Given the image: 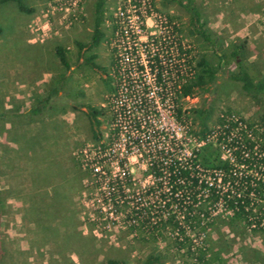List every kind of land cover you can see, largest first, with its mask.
Here are the masks:
<instances>
[{"label": "rangeland", "instance_id": "374dc122", "mask_svg": "<svg viewBox=\"0 0 264 264\" xmlns=\"http://www.w3.org/2000/svg\"><path fill=\"white\" fill-rule=\"evenodd\" d=\"M56 1L23 0L33 9L24 13L14 1L0 0V264H106L108 259L146 264L148 258L156 259L153 264H264V198L260 194L249 207L248 219L233 217L226 207L204 202L201 206L206 214L193 228L187 230L183 219H175L184 231L181 235L170 227L154 228L159 220L156 216L172 209L158 202V194L145 192L154 180L140 161L131 162L126 192L129 202L114 206L117 218L108 217L103 203L108 191L105 180L116 169L106 165L93 170L90 165L97 147H107L112 138L109 100L117 77L111 41L114 13L122 2L106 0L101 25L104 36L88 51L79 50L76 43H89L98 0H84L76 18L67 23L57 9L47 18L43 16ZM194 2L222 42L218 47L221 57L193 32L177 0H152L158 14L176 22L182 43L192 46L191 81L200 72L197 63L202 58L222 75L198 96L177 95L176 108L181 111L177 122L189 127L191 139L206 136L213 140L211 134L218 130L219 119L229 114L251 126L254 141L262 146L264 99L244 93L227 72L237 71L229 51L234 44L245 42L243 62L250 75L254 79L264 76V0ZM44 21L50 31L33 33ZM56 47L65 49L67 68L59 61ZM92 54L95 63L104 67V76L88 67L86 59ZM60 79L63 89L45 100ZM37 104L42 108L37 115L1 117L26 112ZM89 108L101 111L98 119L103 137L99 142L92 138L86 114ZM211 147L207 152L217 149L220 159L225 157L217 147ZM180 148L185 150L181 152L184 156L197 149L192 140ZM261 151L259 158L264 157V149ZM82 155H87L85 168ZM252 167L248 173H257V182L263 181L264 165ZM208 177L212 180L215 176ZM136 207L150 212V225L129 227L124 217ZM182 213L186 216V210ZM259 219L260 225L256 223Z\"/></svg>", "mask_w": 264, "mask_h": 264}, {"label": "built area", "instance_id": "2783aa9c", "mask_svg": "<svg viewBox=\"0 0 264 264\" xmlns=\"http://www.w3.org/2000/svg\"><path fill=\"white\" fill-rule=\"evenodd\" d=\"M83 1L57 0V5L53 8L49 5L43 16L47 18L57 9L63 12V18L67 23L69 18H76ZM121 2L122 5L114 13L111 41L114 51V73L117 77L115 93L109 100L112 138L107 147H97L98 151L92 159L93 164L90 165L94 166L93 170H101L106 165L116 169L105 180L108 191L105 193L103 203L109 210L106 214L110 219L117 218L118 213L114 206L129 202L126 199V192L129 189L127 178L131 175L128 167L131 162L138 163V161L141 162V167H147L144 170L154 180L152 182L154 185L145 192L148 195L158 194V202L162 203L163 207L170 203L169 207L172 209L171 213H162L156 218L165 219L169 215H175L177 219L185 217V213H182L184 210L181 212L172 202L169 191V179L177 174L178 167L189 169L190 176L196 171L199 177L205 179L208 186H215L219 194L218 205L224 206V194L228 187H231L229 181L223 183V174L219 170L199 168L202 165L196 164V159L194 160L195 150L211 144L224 153L223 161L233 164L236 148L229 142L232 139H237L236 143L240 142L243 134L247 135V139L254 141L252 130H247L245 123L231 116L227 117V120L236 123V127L230 133L227 142L218 140L220 126L211 134L213 140L207 139L206 136L203 137L204 139H191L188 133L189 127L177 122L175 101L181 85L193 78L192 46L182 43L176 22L158 14L152 5V0H121ZM47 31H50V27L44 21L33 33L40 32L44 35ZM188 136L197 149L184 156L181 152L185 150L180 146L190 141ZM243 155L251 160L252 156H261L258 154L256 144L252 151L243 152ZM86 158L87 155H82L81 166L84 168L88 166ZM151 167H158L159 175H156ZM253 168L255 167L241 165L236 172L234 171L238 176L235 181V196L238 199L248 197L250 205L256 202L258 195L254 190L259 180L256 177L257 173L255 175L248 173ZM203 171L204 173L201 174L200 172ZM101 172L104 174V170ZM210 175L215 177L211 180L208 177ZM259 182L264 183V180ZM248 187L251 190L246 194ZM231 193L233 194V189ZM177 194L175 193L174 197H177ZM204 196L206 197L207 193ZM135 201L143 204L140 198H135ZM183 203L189 205L191 200L186 197ZM192 212L191 208L189 212L186 211V215L193 216ZM135 216L153 220L146 208L139 207L132 209L124 218L128 220ZM185 228L188 230L189 225L186 224Z\"/></svg>", "mask_w": 264, "mask_h": 264}, {"label": "trees", "instance_id": "16d2710c", "mask_svg": "<svg viewBox=\"0 0 264 264\" xmlns=\"http://www.w3.org/2000/svg\"><path fill=\"white\" fill-rule=\"evenodd\" d=\"M2 1H14L17 4L18 9L24 13H32L33 9L28 8L24 5L23 0H2ZM168 1V0H167ZM180 5L184 8L185 12L188 15V23L191 25L193 32L201 39V41L209 48H211L212 52H214L217 56L221 57L218 52V47L222 44L217 34H215L208 25V20L201 13L200 9L196 6L194 0H177ZM106 0H98L95 4L94 8V20H93V32L91 35V39L87 45H83L80 43H76L79 50L86 49L88 51L94 50L99 42L102 40L104 33L101 30V25L104 22V7ZM246 43L242 42L239 44H234L229 51L228 57L234 59L237 62V71L236 72H227V77L231 78L233 81L238 82L240 84V89L246 93L247 95L253 98L264 99V76L259 79H254L248 68L245 66L243 59L245 53ZM56 55L66 68L68 67L67 59L65 55V49L62 47L55 48ZM96 55L92 54L86 59V63L88 67H90L95 72H98L100 75L104 76V67H101L95 63ZM238 58V59H237ZM197 65L201 67L200 72L195 76L192 81L181 85L179 90V95L182 97H195L201 94L202 92L207 90V86L210 83H216L221 78V73L219 69L212 67L209 65L204 58L198 61ZM63 80H57L55 82L54 88L50 91L45 100L49 101L52 97L57 96L58 93L63 89ZM40 105L32 106L28 111L19 113V114H2L1 117L6 119H16V118H27L29 116L37 115L41 111ZM177 115H181L180 109H177ZM100 110L95 108L87 109V117L90 125V131L92 134V138L94 141L99 142L102 140V133L100 131V121L99 115ZM200 113L205 115L204 110H200ZM229 114L225 117H221L219 119L220 135L218 137L219 141L224 140L227 142V138L230 133L236 127V123H233L231 120H227ZM242 121V120H241ZM243 122V121H242ZM244 123V122H243ZM247 130H252L251 126H246ZM204 128L202 129V131ZM253 132V130H252ZM204 134V132L202 133ZM246 134L242 135L241 141L237 142V139H232L229 144L236 148L234 150L235 161L233 164H230L228 161H223L219 157V152L216 149L215 152H207L208 148H212L211 145H208L204 148H201L198 152H196V161L200 163L205 169L208 170H219L220 173L223 174V183L229 181L228 190L224 194L225 207L232 212L233 217H239L242 219H248L251 215L250 200L248 197L243 199H238L235 196L236 186L235 181L237 177L235 174L236 169L241 165H247L249 168L257 164L264 165V157L259 158L252 156V160L250 158H246L243 155V152H250L254 148L256 142L247 139ZM254 133V137H255ZM257 145V144H256ZM264 144L262 146H257L258 154L262 152L264 148ZM215 153V158H213ZM151 170L155 172L156 175H159L158 167H151ZM235 171V172H234ZM190 171L187 168L178 167V172L176 175H172L169 179V191L171 192L172 202L176 205L178 210L181 212L186 210L189 212L192 208L193 216L186 215L183 220L189 225V228L193 225H198L200 223L201 215H205L206 211L202 210L203 203L208 201L211 205L218 204L219 194L218 189L215 186H208L205 183V179L199 177L196 174V171L193 172L192 176H190ZM235 173V174H234ZM249 181V178H247ZM231 189H233V194L231 193ZM251 189L248 187L245 191L246 194ZM257 194H260L261 197L264 198V183L258 182L256 188L254 189ZM177 194V197H174V194ZM207 193L205 197L204 194ZM229 196V197H228ZM191 200V204H184V199ZM202 205V206H201ZM166 206H170V203H167ZM140 213V212H138ZM177 219L175 215H169L165 219H159L158 223H154L157 228L160 226L161 229L165 230L167 228H172V230H180V234L184 235V231L181 229L180 223L175 220ZM149 218H139L135 216L134 218L128 219V225L131 228L135 226L145 227L146 225H150ZM261 219H259L256 223L260 225ZM264 222V221H263ZM179 240V237L176 238ZM179 244H182L178 241ZM155 258H148L146 264H153L155 262ZM106 264H124L123 261L116 259H108Z\"/></svg>", "mask_w": 264, "mask_h": 264}]
</instances>
